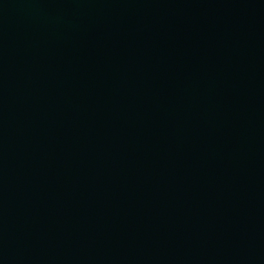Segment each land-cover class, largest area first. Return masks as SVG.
Returning a JSON list of instances; mask_svg holds the SVG:
<instances>
[{
	"label": "water",
	"instance_id": "obj_1",
	"mask_svg": "<svg viewBox=\"0 0 264 264\" xmlns=\"http://www.w3.org/2000/svg\"><path fill=\"white\" fill-rule=\"evenodd\" d=\"M0 264H264V0H0Z\"/></svg>",
	"mask_w": 264,
	"mask_h": 264
}]
</instances>
